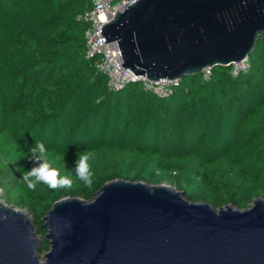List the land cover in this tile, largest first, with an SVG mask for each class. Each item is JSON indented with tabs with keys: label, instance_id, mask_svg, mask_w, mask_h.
<instances>
[{
	"label": "trees",
	"instance_id": "trees-1",
	"mask_svg": "<svg viewBox=\"0 0 264 264\" xmlns=\"http://www.w3.org/2000/svg\"><path fill=\"white\" fill-rule=\"evenodd\" d=\"M118 2L120 0H113ZM90 0H0V189L7 204L41 217L65 196L92 198L117 178L167 183L193 202L243 209L264 198V36L247 70L215 65L158 97L130 82L118 91L84 56ZM42 142L70 188L38 183L30 148ZM91 152L92 184L75 175ZM66 165V167H61ZM48 250L47 241L41 252Z\"/></svg>",
	"mask_w": 264,
	"mask_h": 264
},
{
	"label": "water",
	"instance_id": "water-1",
	"mask_svg": "<svg viewBox=\"0 0 264 264\" xmlns=\"http://www.w3.org/2000/svg\"><path fill=\"white\" fill-rule=\"evenodd\" d=\"M101 34L135 75L180 80L248 57L264 36V0H134ZM40 220L43 236L0 195V264H264L263 197L215 208L171 184L117 178L89 200L54 201Z\"/></svg>",
	"mask_w": 264,
	"mask_h": 264
},
{
	"label": "built area",
	"instance_id": "built-area-1",
	"mask_svg": "<svg viewBox=\"0 0 264 264\" xmlns=\"http://www.w3.org/2000/svg\"><path fill=\"white\" fill-rule=\"evenodd\" d=\"M134 0H90V7L86 9L81 18L87 23L84 31V56L86 59H95L96 69L107 78V89L111 92L124 88L130 82L138 81L142 88L158 97H167L172 94L179 79L163 78L148 80L141 75H135L129 68H124L122 56L117 42H105L101 34L102 25L108 22L118 10H122ZM249 67L248 57L230 64V72L233 76L247 70ZM210 67L202 69L204 79L210 76Z\"/></svg>",
	"mask_w": 264,
	"mask_h": 264
},
{
	"label": "clouds",
	"instance_id": "clouds-1",
	"mask_svg": "<svg viewBox=\"0 0 264 264\" xmlns=\"http://www.w3.org/2000/svg\"><path fill=\"white\" fill-rule=\"evenodd\" d=\"M31 158L35 162L30 170L23 173L22 179L29 189L34 190L38 183L47 184L52 189L70 188L73 184L71 174L60 175L59 168L53 167L58 163L60 158L51 160L48 150L42 142H37L35 147L29 149ZM92 157L91 152H87L78 158V163L75 169L77 179L83 182L85 186L92 184V171L90 170L88 161ZM66 167V165H61Z\"/></svg>",
	"mask_w": 264,
	"mask_h": 264
},
{
	"label": "rangeland",
	"instance_id": "rangeland-1",
	"mask_svg": "<svg viewBox=\"0 0 264 264\" xmlns=\"http://www.w3.org/2000/svg\"><path fill=\"white\" fill-rule=\"evenodd\" d=\"M0 195H1V200L3 201V202H5V200H4V198H3V195H2V191H1V189H0ZM6 203V202H5ZM26 210V209H25ZM31 216V215H30ZM32 218V217H31ZM38 235H40V236H43L41 233L39 234L38 233ZM43 253L44 252H39V257L42 259V255H43Z\"/></svg>",
	"mask_w": 264,
	"mask_h": 264
}]
</instances>
